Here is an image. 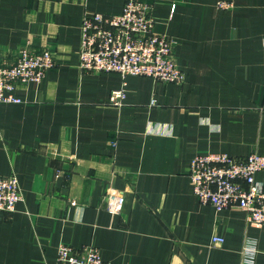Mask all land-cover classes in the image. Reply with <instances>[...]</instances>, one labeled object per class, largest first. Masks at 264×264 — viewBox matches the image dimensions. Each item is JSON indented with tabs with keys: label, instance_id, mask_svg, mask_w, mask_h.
Returning <instances> with one entry per match:
<instances>
[{
	"label": "crops",
	"instance_id": "obj_1",
	"mask_svg": "<svg viewBox=\"0 0 264 264\" xmlns=\"http://www.w3.org/2000/svg\"><path fill=\"white\" fill-rule=\"evenodd\" d=\"M125 1L0 0V56L56 57L15 90L23 102L0 103V176L16 174L23 193L0 210V264H56L61 244L96 245L110 264H241L248 237L264 264V226L202 204L188 174L198 154H264V0H146L176 41L183 83L81 71L85 12ZM122 87L123 105L109 104ZM110 190L126 197L118 214Z\"/></svg>",
	"mask_w": 264,
	"mask_h": 264
},
{
	"label": "built area",
	"instance_id": "obj_2",
	"mask_svg": "<svg viewBox=\"0 0 264 264\" xmlns=\"http://www.w3.org/2000/svg\"><path fill=\"white\" fill-rule=\"evenodd\" d=\"M229 9L233 3L218 2ZM154 6L146 0H126L120 13L86 11L81 25L79 68L84 72H117L123 77L141 75L157 81L183 83L186 73L179 67L175 55V39L156 29ZM56 65L54 52L43 49L35 52L22 48L14 59L0 56V103H21L15 94L20 85L38 83ZM125 88L113 89L108 103L122 106ZM264 171V154L251 153L232 156L224 152L198 154L192 158L188 174L193 191L202 204L217 210L240 207L247 213V221L264 226V183L257 180ZM23 200L16 174L0 176V210L14 212ZM126 197L110 190L106 208L113 214L122 211ZM224 236L214 235L213 245L221 244ZM258 242L248 237L241 251V264H255ZM56 264H110L93 244L73 247L61 244Z\"/></svg>",
	"mask_w": 264,
	"mask_h": 264
}]
</instances>
